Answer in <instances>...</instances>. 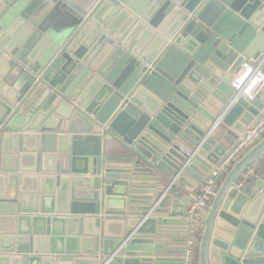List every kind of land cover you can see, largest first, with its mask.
I'll return each mask as SVG.
<instances>
[{"label": "water", "instance_id": "95a60500", "mask_svg": "<svg viewBox=\"0 0 264 264\" xmlns=\"http://www.w3.org/2000/svg\"><path fill=\"white\" fill-rule=\"evenodd\" d=\"M261 55L264 0H0V264H153L185 243L226 128L263 108L229 85ZM205 210L196 264H264V136Z\"/></svg>", "mask_w": 264, "mask_h": 264}, {"label": "built area", "instance_id": "2783aa9c", "mask_svg": "<svg viewBox=\"0 0 264 264\" xmlns=\"http://www.w3.org/2000/svg\"><path fill=\"white\" fill-rule=\"evenodd\" d=\"M229 85L233 91L232 105L238 99L243 98L248 102L260 100L263 103V108L258 112L250 126L237 136L224 156L213 166L212 178L205 181L201 190L194 194V199L187 204L184 211V218L187 221V235L182 264L197 263V243L203 229L206 214L205 206L211 203L218 182L232 165L241 158L243 153L264 136V55L259 56L257 59H245L233 73ZM198 149L197 147L192 148L191 151H184L181 148L187 158H192ZM259 171V167L249 166L236 183V188L238 190L242 189Z\"/></svg>", "mask_w": 264, "mask_h": 264}, {"label": "crops", "instance_id": "0c3cea01", "mask_svg": "<svg viewBox=\"0 0 264 264\" xmlns=\"http://www.w3.org/2000/svg\"><path fill=\"white\" fill-rule=\"evenodd\" d=\"M64 25H65V20L62 19L60 16H57V17L51 18V20L48 22V24L45 28H47L48 30H51V33H56L58 31H62L64 28ZM26 38H25V40H26ZM124 69L126 70V67ZM124 69L121 71V73L124 71ZM200 107L202 109H204L203 110V111H205L204 114L210 119H215L219 116V112L216 111L212 106L207 104L205 101L200 105ZM200 111H202V110H200ZM229 131H230V129L226 128V133L233 135L235 138L238 136V133H235L233 131L229 132ZM231 145L232 144H230L229 148L231 147ZM181 148L184 149V151H191L192 150V147L186 143H181ZM251 166H257V167L261 168L260 163H254ZM252 179H254V177ZM252 179L249 181L248 184H246L244 186V188H246L250 184V182H252ZM201 188H202V186H200L197 191L199 192L201 190ZM198 192H196V193H198ZM173 199H175V198H173ZM185 209H186V207L184 208V211H185ZM184 211H183V218H184ZM175 227H176V230L183 229L182 225L181 226L177 225ZM170 247L172 248V250L169 249ZM183 249H184V243L172 242L166 248V250H167L166 252L153 255V257H152V260L154 261L153 264H182ZM156 260H159V261L156 262Z\"/></svg>", "mask_w": 264, "mask_h": 264}]
</instances>
